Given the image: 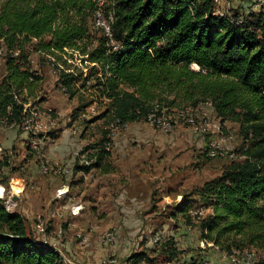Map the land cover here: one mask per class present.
I'll return each instance as SVG.
<instances>
[{
  "label": "trees",
  "instance_id": "trees-1",
  "mask_svg": "<svg viewBox=\"0 0 264 264\" xmlns=\"http://www.w3.org/2000/svg\"><path fill=\"white\" fill-rule=\"evenodd\" d=\"M212 1L103 0L105 11L112 8L108 37L89 27L98 0H0V119L20 125L26 117L25 106L42 80L33 54L51 65L56 84L70 96L79 87L91 88L95 97L77 109L97 103L103 107L98 118L116 127L210 103L221 124H237L243 159L231 160L197 190L212 208L199 225L201 234L226 254L249 247L264 254L263 14L250 12L241 20L235 11L214 15ZM107 143L94 147L80 168L110 172ZM175 209L192 223L184 200ZM161 245L164 262L177 258L170 238ZM125 261L151 259L138 251ZM0 264L65 263L33 237L20 213L0 201ZM254 264H264V258Z\"/></svg>",
  "mask_w": 264,
  "mask_h": 264
},
{
  "label": "rangeland",
  "instance_id": "rangeland-1",
  "mask_svg": "<svg viewBox=\"0 0 264 264\" xmlns=\"http://www.w3.org/2000/svg\"><path fill=\"white\" fill-rule=\"evenodd\" d=\"M247 3L249 0H222V14L214 15H230L235 11L240 19L250 12L258 13L249 10ZM102 4L103 0H98L96 9L101 10V20L105 28H109L112 8L105 11ZM261 10H264V2L261 3ZM261 13L264 23V12ZM89 27L98 28L94 16ZM74 61L80 66L78 59ZM32 65L39 69L42 80L40 89H36L35 96L25 106L28 108L24 118L26 122L9 124L0 119V196L1 189L7 196L10 188L16 193L14 188L21 187L20 198H11L9 211L22 215L33 237L38 241L45 238L55 242L53 248L58 252L63 237H71L76 257L93 247V242H98L106 248L105 252H101L105 255L108 247L100 243L99 236L101 232L111 230L116 237V254L120 238L132 244L128 249L129 254L138 251L147 253L151 261L140 264H165L159 253L162 245H157L154 240L159 236L170 238L179 251L177 258L167 264H225L224 257L231 259L230 254L212 245L201 234L199 225L212 214V208L208 196L201 197L197 190L201 191L205 182L218 178L231 160L243 159V155L238 152L242 139L236 123L225 121L221 125L220 122H213L212 115L207 113L209 107L204 106L193 112L195 126L200 128L202 125V131L192 130L185 118L176 115L177 110L160 117L171 124V133H163L155 129V124H146L144 121L128 123L125 128L116 127L108 124L107 118H98L103 107L97 103L77 109L95 97L91 88H80L78 82V91L72 97L56 84L57 73L50 64L39 63L37 54L32 55ZM4 71L2 52L0 79ZM203 112L206 116L197 115ZM37 114H44V117ZM44 119L49 127L43 128ZM28 126L30 132L44 130L36 134L38 151L32 150L34 138L31 133L25 132ZM209 127L215 128L218 138L230 140L226 146L234 151L233 156L210 158L203 153L201 146L206 142L203 135L209 133ZM22 132L25 133L24 139L19 138ZM105 139L108 140V148L113 149L118 142L132 143L137 145L138 150L136 148L126 158L115 150L117 146L113 152L107 150L108 156L104 163L111 170L107 175H102L101 170L96 168H80L88 165V153L94 152V147ZM143 143L154 145L148 156L144 154L147 150L143 148L147 145ZM155 143L160 145L156 146ZM207 143H210V138ZM41 163L52 168L59 165L67 172L51 170L46 173L41 169ZM14 180L20 187L16 184L11 187ZM63 184L68 192L65 195V189L61 188L55 196L56 189ZM181 199L184 200L186 216L189 213L192 223H186L176 212L175 206ZM0 201L6 206L4 200ZM76 206L80 209L79 213L71 214L70 209ZM199 207L204 211H200L202 214L197 217L194 211ZM39 221L47 227V233L35 229ZM66 224L73 229L64 234ZM249 248L251 251H238L232 257L242 258L249 252L253 254L251 263L264 258L261 251ZM63 261L65 264H75L72 259L70 262L67 259Z\"/></svg>",
  "mask_w": 264,
  "mask_h": 264
},
{
  "label": "built area",
  "instance_id": "built-area-1",
  "mask_svg": "<svg viewBox=\"0 0 264 264\" xmlns=\"http://www.w3.org/2000/svg\"><path fill=\"white\" fill-rule=\"evenodd\" d=\"M212 2H213V14H222V0H213ZM262 2H264V0H249V3H247L248 9L254 10L256 12H264V10H261V3ZM101 13L102 12L99 8L95 10L94 23L98 28L102 29V31L104 32L105 35L110 37L111 36L110 28H105V23L102 22V20H101ZM111 43H113V41H111ZM2 52H3V47L0 46V54ZM16 53H14V54H16ZM25 110L26 109H23V111H25ZM35 112L37 113V111H35ZM37 115L44 117V114H37ZM197 115H205L206 116V113L203 112V114H197ZM186 116H187V114H185V118H186ZM152 120L155 121V129H158L159 131H161L163 133H171V132H169V129H167L165 127H161L156 123V114H152ZM22 122H26V121L24 119H22ZM124 124H128V123H123L120 125H124ZM46 127H49V126L46 124V120L44 119L43 128H46ZM191 129L192 130L193 129H201L202 130V128L196 127L195 124H191ZM41 132H44V130L38 131V132H30V127L28 126V130H26V133H31V136H33V138H34V146H33L32 150L38 151L39 142H36V134L41 133ZM209 133L212 135L210 137V143H207L203 147V153L206 156H208L210 158H217V157H225L226 158L229 156H233L234 151L230 150L226 146L227 142H229L230 140H227L224 138H218L215 134V128L214 127H209ZM106 149H108V143H107ZM40 167H44V170L46 171V173L51 172V170H62V173L67 172V170L62 169L59 165H55L52 168V167L48 166L46 163H41ZM59 188H64V184L56 189L55 196L58 193ZM21 192H22V189H21V191H19V193H21ZM17 194L18 193H14L10 188V193L7 194V196H5L6 193H5L4 189H1L0 200H4L6 202L5 203L6 206H4V207L7 211H9V209L11 208V202H10L11 198L13 197V195H17ZM71 210H80V209H78V207L76 206V207H72L70 209V211ZM196 211H204V210L202 207H199V208H197ZM193 223H195V221H193ZM35 229L40 233H47V227L44 226L42 221H39L35 225ZM81 237L84 238V236H81ZM167 239L166 238L163 239L161 236H159L158 239H154V240H155V243L157 245H161ZM82 241H83V239L81 240V242ZM99 241L101 244L108 247L106 254L102 257L99 264H117V261H118L117 254H113V245H117V242H116V237H111V230L101 232L100 236H99ZM39 242L56 244L55 242H49L45 238L41 239ZM249 256H253V254H249ZM224 259H225V261H224L225 264H231V259H227L226 257H224ZM236 259L239 260V264H245V258H236ZM202 263L203 262H198V264H202Z\"/></svg>",
  "mask_w": 264,
  "mask_h": 264
},
{
  "label": "crops",
  "instance_id": "crops-1",
  "mask_svg": "<svg viewBox=\"0 0 264 264\" xmlns=\"http://www.w3.org/2000/svg\"><path fill=\"white\" fill-rule=\"evenodd\" d=\"M41 82V81H40ZM40 82H39V85L37 86V88H35L34 90H33V93H34V96H35V94H36V92H37V90L38 89H40ZM37 89V90H36ZM30 99V98H29ZM207 113L208 114H211L212 115V117H213V122H220V120L213 114V112H212V109L211 108H209V109H207ZM145 122V121H144ZM201 122V121H200ZM200 122H198V123H200ZM135 122H130L129 124H134ZM146 123V122H145ZM147 124V123H146ZM220 124H221V122H220ZM222 125V124H221ZM128 126V124H125V125H122V126H120L121 128H125V127H127ZM25 131V130H24ZM26 132V131H25ZM172 133H173V130H172ZM197 135V134H196ZM198 135H200V134H198ZM212 135L210 134V133H207V134H205V135H203V137H206V142H204V144L201 146V148H203L206 144H207V141H208V139L211 137ZM19 138H21V139H24L25 138V133L24 132H22L21 134H20V137ZM21 143H22V141H21ZM139 145V144H138ZM143 145H147V147L146 148H143L144 150H147V152L145 153L144 152V154H146L147 156L148 155H150V152H149V150H153L154 148H153V144H151V143H143ZM155 145L156 146H158V145H160V143H155ZM115 146H117L116 147V149L115 150H117V151H120L119 152V154H121V156H123V157H125L126 158V156H130V153L131 152H133L134 150H136V148H137V145H133L132 143H118V142H116L115 143V145H114V148H115ZM149 146V147H148ZM114 148L112 149V148H108V150H110L111 152H113L114 151ZM159 149H161V148H158V150ZM137 150H138V148H137ZM156 150V149H155ZM143 154V155H144ZM194 155H196V154H194ZM195 157V156H194ZM102 172V175H107V174H110V172H103V171H101ZM111 174H113V173H111ZM13 184H16V185H18L17 183H15V180L12 182V184H11V187H12V185ZM19 186V185H18ZM14 188V187H13ZM61 188H59V190H60ZM63 189H65V195H66V193L68 192V190L66 189V187H64ZM14 191H15V188H14ZM19 194L20 193H18L16 196L15 195H13V198L15 199V200H19ZM179 197V196H178ZM202 214V213H201ZM70 226L71 225H64V234L65 233H69L70 232V230H72L73 228H70ZM69 231V232H68ZM64 239H63V241H62V243H61V246H60V250H59V253L61 254V256H62V258L64 259V260H66L67 259V261H69L70 262V260L72 259L74 262H75V264H98L99 263V260H100V258L102 257V254L103 253H101V252H105V249L106 248H104L102 245H100L98 242H93V244H94V246L93 247H90V249L88 248L86 251H82L81 253H80V255H79V257H76L75 256V249H74V246H73V244H72V239H71V237H63ZM124 239L123 238H120V241H119V239H118V251H117V258H118V261H117V264H127V262L125 261V259H126V257L128 256V255H130L129 253H128V249H129V246H131L132 244H130V241H128V240H126V242H124L123 241ZM96 241V240H95ZM76 246V245H75ZM102 246V247H101ZM77 247V246H76ZM115 254H116V251H115ZM101 255V256H100ZM103 256H104V254H103ZM71 258V259H70ZM68 259H70V260H68ZM171 262V261H170ZM165 264H167L168 262H164Z\"/></svg>",
  "mask_w": 264,
  "mask_h": 264
},
{
  "label": "bare ground",
  "instance_id": "bare-ground-1",
  "mask_svg": "<svg viewBox=\"0 0 264 264\" xmlns=\"http://www.w3.org/2000/svg\"><path fill=\"white\" fill-rule=\"evenodd\" d=\"M102 19V18H101ZM107 23V22H106ZM107 28V27H106ZM204 106H208L209 108H211V105H210V103H202V104H200V105H198L194 110L192 109V108H186V109H184V110H177L176 111V115L177 116H179V117H182V118H185V114H187V116H186V122H188V123H191V124H195L194 123V119H193V112L197 109V110H199V109H202ZM206 108V107H205ZM178 117V118H179ZM207 121V120H206ZM147 122H149L150 124H155V121H153L152 120V114H149L148 115V118H147ZM156 123L159 125V126H161V127H165V128H167V129H171L172 128V126H171V124L165 119V120H161V118L160 117H156ZM204 123V122H203ZM209 125V124H208ZM207 125V126H208ZM153 126H155V125H153ZM200 128H202V130H203V126L202 125H200ZM200 131H202L201 129H199ZM230 138H231V136H230ZM41 169H43V171H45L44 170V167L43 168H41ZM20 187V186H19ZM20 189H21V187H20ZM19 188H17V187H15V192L17 193V191H19L20 190ZM79 211L80 210H71L70 211V213L71 214H76V213H79ZM194 213H195V215H197V217H198V215H200L201 213H200V211H194ZM194 213H193V216H194ZM111 237H115V233L113 232V231H111ZM156 239H158V238H156ZM52 248L53 247H55L56 246V244H51L50 245ZM115 249H116V245H113V254H115ZM236 255V254H235ZM232 256H234V255H231L230 256V258L232 259V262H231V264L232 263H234V264H239V260L238 259H234V257H232ZM242 258H245V264H254V263H251V256H249V252H247V253H245V255L242 257ZM196 264H198L197 262H196Z\"/></svg>",
  "mask_w": 264,
  "mask_h": 264
}]
</instances>
